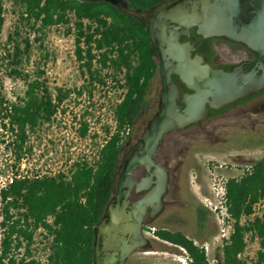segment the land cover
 I'll return each mask as SVG.
<instances>
[{"label": "trees", "instance_id": "1", "mask_svg": "<svg viewBox=\"0 0 264 264\" xmlns=\"http://www.w3.org/2000/svg\"><path fill=\"white\" fill-rule=\"evenodd\" d=\"M17 15L15 31L8 38L11 48L0 44V146L11 151L17 160L25 154L28 132L48 122L61 111L65 115L64 103L73 93L79 96L87 90L91 97L95 92L109 88L117 90L118 100L112 104L116 129L100 153L95 168H79L69 182L58 178L15 179L0 193L4 237L0 243V264L5 259L14 263L13 236L24 233L22 218L44 220L56 214L55 250L52 264H94V227L101 221L105 208L113 196L116 173L124 154V144L131 137L135 122L142 116L157 110L149 98L153 81L158 77V62L146 27L135 17L123 14L105 1L86 0H11ZM130 9L146 10L164 0H125ZM6 8L0 0V34L5 23ZM54 28L75 30L76 59L80 64L87 85L79 89H52L46 72L40 65L33 73L30 65L34 43H39L43 59L44 40ZM28 36L21 38V31ZM191 40L196 42L195 29ZM34 35L32 41L30 35ZM196 54L211 61L214 53L199 48ZM43 60V61H44ZM25 85V97L15 102L5 100L1 74ZM264 93L260 92L259 94ZM258 95V94H256ZM178 105H182L178 102ZM227 108L217 110L221 113ZM83 116L79 122L80 135L86 137L90 124ZM6 122V123H5ZM110 133V132H109ZM97 137V134L94 135ZM244 149L264 145V132L251 131L237 136ZM233 140L224 142L233 145ZM163 143V142H162ZM228 143V144H226ZM31 152V149L26 150ZM251 175L227 184L228 210L236 220L234 233L222 248L221 264H246L240 256L246 252L245 235L253 231L259 240L255 264H264V219H257L248 226L240 224L242 215H250L253 205L264 200V159L254 161ZM178 187H180L178 185ZM17 212V218L11 210ZM26 209V212L21 210ZM199 236H205L209 211L197 206ZM155 227V226H153ZM155 236L177 248L185 249L193 259L192 264H208L206 254L194 245V239L182 231H171L155 227ZM16 249L21 245L18 243Z\"/></svg>", "mask_w": 264, "mask_h": 264}, {"label": "water", "instance_id": "2", "mask_svg": "<svg viewBox=\"0 0 264 264\" xmlns=\"http://www.w3.org/2000/svg\"><path fill=\"white\" fill-rule=\"evenodd\" d=\"M86 1L108 2L137 18L146 27L158 62L157 110L120 159L113 196L94 227V264H125L135 252L153 248L144 227L148 211L151 217L161 211L168 193L169 173L155 160L164 139L207 118V106L222 108L264 89V0H164L146 10L130 9L125 0ZM191 29L204 38L224 37L246 45L259 56L258 70L245 74L239 68L228 73L205 65L202 57L194 56L195 46L181 42ZM173 75L194 90L184 97L182 109ZM139 167L150 172L142 182L135 177ZM133 191L149 192L131 202Z\"/></svg>", "mask_w": 264, "mask_h": 264}, {"label": "rangeland", "instance_id": "3", "mask_svg": "<svg viewBox=\"0 0 264 264\" xmlns=\"http://www.w3.org/2000/svg\"><path fill=\"white\" fill-rule=\"evenodd\" d=\"M6 8L5 23L0 34V44L5 48H11L8 38L15 31L16 11L11 0H2ZM28 36L26 30L21 31V38ZM75 30L66 28H54L48 32L44 40L43 52L48 53L44 60L41 51L37 49L39 43H34V51L31 63L27 71L33 73L34 68L41 66L46 72V78L52 89L73 88L82 84L83 75L80 64L76 59ZM32 41L35 36L30 35ZM44 60V61H43ZM3 93L10 98H23L25 85L22 81L9 79L4 73ZM161 88L160 79L153 81L149 98L157 107V99ZM84 100V99H83ZM83 100L81 102H83ZM86 101L84 104H87ZM99 104V103H98ZM82 109H76L80 112ZM156 112L140 117L131 130V137L124 144V153L130 149L141 136L148 120ZM264 132V110L254 116L232 114L224 120H215L209 123L207 131L191 128L181 132L169 134L163 141L157 158L167 165L171 173L170 191L166 196L167 208L155 222L148 226L165 227L171 231H182L185 235L199 242L211 241L218 234L216 216L209 212V218L205 236H199V215L197 206L203 205V197L210 196V181L206 169L207 162H225L229 165H243L264 156V145L254 149H244L237 141L238 135L244 133ZM233 140V145H225L224 142ZM129 143V146H128ZM13 157L3 147H0V165H9ZM178 185L180 187H178ZM153 247L147 252H135L126 264H145L152 262L174 263L173 258L182 254V250L159 239L148 238ZM259 247L249 244V248L243 257L246 264H255V258ZM215 253L221 258L220 248Z\"/></svg>", "mask_w": 264, "mask_h": 264}, {"label": "built area", "instance_id": "4", "mask_svg": "<svg viewBox=\"0 0 264 264\" xmlns=\"http://www.w3.org/2000/svg\"><path fill=\"white\" fill-rule=\"evenodd\" d=\"M83 85H87L85 77H83L80 86L73 88L79 89ZM73 88L65 87V89ZM2 95L5 96L6 101H17L16 97L10 98L8 94L4 93ZM118 96L117 90L111 88L105 93L95 92L93 97L87 90L82 96L73 93L64 103V107L67 108L65 115L61 114L59 110L51 122L39 126L34 133L28 132L29 138L24 149L26 153L20 160H17L11 151H8L13 159L7 166L0 165V193L2 189L8 188L15 179L46 177L69 182L79 168H95L101 151L116 129L112 104L118 100ZM82 100L83 102H81ZM86 101L88 103L84 104ZM79 108L82 110L77 112L76 109ZM83 116H87L90 124L86 137L81 136L79 132L81 127L79 122ZM95 133L97 137L94 136ZM5 146L6 144H2L0 147L5 148ZM28 149H31V152L26 151ZM261 159H264V156ZM254 165V161L243 165H229L217 161H209L206 164L211 195L203 197L202 201L204 208L216 216L219 231L211 241L194 240V245L205 252L208 264H221L215 249L220 248L222 251L224 244L230 240L234 233L236 220L228 210L227 184L230 180H240L251 175ZM21 212H26V209ZM11 214L15 216V219L18 217L14 209L11 210ZM257 219H264V200H259L253 205L250 215H242L240 224L248 226ZM1 222L0 203V243L4 237ZM21 222L24 233L15 234L12 238L14 253L10 257H13L14 263H9V259H5L4 263L52 264L56 232L59 229L56 224V214H50L39 222L32 217L22 218ZM155 232V227L148 226L145 235L148 238L158 239ZM245 242L247 243L246 252L249 244L259 247V240L253 231L246 233ZM18 243L21 246L16 249L15 245ZM180 249L182 254L174 256L173 262L192 264L193 259L188 252L183 248ZM246 252L240 257L243 258Z\"/></svg>", "mask_w": 264, "mask_h": 264}, {"label": "flooded vegetation", "instance_id": "5", "mask_svg": "<svg viewBox=\"0 0 264 264\" xmlns=\"http://www.w3.org/2000/svg\"><path fill=\"white\" fill-rule=\"evenodd\" d=\"M192 30V29H191ZM190 30V36L185 37L186 39L192 38V32ZM195 34L198 36L196 42H193L191 40L182 41L184 36L181 38L182 43L189 42L193 46H195L194 56H200L204 59V64L210 66L212 69L215 70H223L225 72L231 73L235 71L236 69L241 68L243 73H249L253 71L254 69H257V61H258V54L247 47L246 45L235 42L232 40H229L224 37H210V38H204L203 36L199 35L196 32ZM201 48L203 50H207L211 53H214V56L211 61L207 60L204 55L196 54L197 50ZM262 61L264 62V56L262 57ZM159 77V75H158ZM160 79V78H159ZM173 83L175 87L177 88L178 97H177V105L178 102H181L182 105H178L181 109L185 107V104L183 102L184 97L186 95H190L194 93V90L191 89L178 75H173ZM261 90L260 92H263ZM255 93L247 98L241 99L235 103H232L230 105H227L222 108H212L211 106L208 107L209 115L207 118L201 120L198 123H195L188 128L184 130H188L191 128L197 129L198 131L204 130L207 131L209 128V123L215 120H224L227 117H230L232 114H242L243 116H254L256 113H260L264 110V93L259 94ZM160 93V90H159ZM258 94V95H256ZM157 99V106H158V98H153V100ZM227 108L225 111H222L221 113H215L217 110H222ZM136 123V122H135ZM182 130V131H184ZM181 132V131H177ZM129 146V143H128ZM162 146V145H161ZM161 149V147H160ZM159 149V151H160ZM158 151V153H159ZM157 155L155 156V160L157 163H159L161 166L165 167L169 173V187H168V193L170 191V184H171V173L168 170V167L166 164L162 162V159H158ZM135 177L138 182H142L150 177V172L145 167H139L135 173ZM149 191H143L141 193H137L136 191L132 192L130 201L131 202H137L141 198H143ZM167 193V195H168ZM166 195V196H167ZM166 196L164 198V207L161 209V211L157 212L153 217H151V211H148V214L145 218L146 226L144 227V235L145 231L148 228V223L155 222L159 217L164 213L166 210ZM145 237H147L145 235ZM148 238V237H147ZM129 260V259H128ZM128 262V261H127ZM126 262V263H127ZM125 263V264H126Z\"/></svg>", "mask_w": 264, "mask_h": 264}]
</instances>
